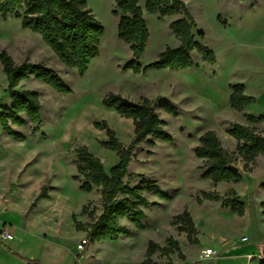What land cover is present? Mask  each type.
I'll return each mask as SVG.
<instances>
[{"label": "rangeland", "instance_id": "1", "mask_svg": "<svg viewBox=\"0 0 264 264\" xmlns=\"http://www.w3.org/2000/svg\"><path fill=\"white\" fill-rule=\"evenodd\" d=\"M183 1L196 21V40L215 52L216 64L203 61L194 51L196 65L188 70H125L133 54L118 37L119 17L113 13L116 0H87L105 34L100 55L81 76L64 65L39 34L24 29L20 18L0 14V52H7L17 64L26 60L44 63L72 88L70 94H61L35 78L23 81L19 90L39 94L44 125L36 133L29 125H12L14 132L25 137L18 141L4 132L0 123V236L10 232L15 239L8 245L22 257L57 258L67 263L76 247L82 253L87 233L77 223H93L102 214L103 204L100 189L92 193L81 189L84 177L77 171L76 152L87 146L110 173L120 156L104 147L108 136L97 124L106 123L125 148L134 138L133 121L104 104V99L114 94L132 102L143 97L155 104L167 100L176 109L177 116L157 109L174 142L140 144L125 179L131 188L142 187L144 179L155 182L165 196L144 192L150 202L157 203L145 210L149 227L139 230L121 219L130 235L118 241L96 242L89 254L83 255V264H141L151 241L171 247V239L178 242L182 255L176 251L166 256L158 251L152 257L155 264H186V257L187 264H260L264 259V156L258 158L252 172H246L236 155L235 165L243 182L214 184L202 178L206 162L194 153L200 137L214 131L223 147L236 154L238 142L227 133L236 123L264 135V121L251 123L245 117L264 115V0ZM139 5L150 31L139 63L147 66L166 48L179 46L170 24L183 17L161 19L146 10L145 0H139ZM236 84L245 85L246 94L255 98L242 113L229 103ZM7 86L0 62V112L12 105ZM43 187L49 198L36 202ZM205 192L239 198L246 206L245 215L239 216L222 202L204 199ZM86 207L94 218L83 213ZM185 211L198 229V244H190L187 234L175 224ZM223 242H227L226 248H222ZM207 247H212L216 256L199 262ZM6 253H0V264H26ZM234 253L237 257L233 261L224 257ZM249 253L254 255L252 260Z\"/></svg>", "mask_w": 264, "mask_h": 264}, {"label": "trees", "instance_id": "2", "mask_svg": "<svg viewBox=\"0 0 264 264\" xmlns=\"http://www.w3.org/2000/svg\"><path fill=\"white\" fill-rule=\"evenodd\" d=\"M243 1V0H240ZM145 8L149 13L164 19L173 16L183 18L173 21L170 29L179 41L176 48H166L159 59L147 66L139 63L146 51L150 39V31L143 16L139 0H116L114 14L119 17L118 37L130 46L133 60L125 70L134 73L155 70H188L195 67L192 53L197 51L202 60L210 64L217 63L215 52L208 46L196 40L194 30L196 21L183 0H145ZM0 14L6 18L13 14L22 20L24 29L39 34L43 41L56 54L58 59L67 67L76 69L84 76L90 64L100 55V45L105 34L102 23L94 16L88 7L87 0H0ZM0 62L6 74L7 91L12 100L10 108L0 112L1 126L8 135L15 140H23L22 134L14 132L12 125L18 127L30 126L33 133L38 132L44 125V107L38 92L34 90H19L23 82L35 78L50 86L61 94H70L72 88L58 73L44 63H33L29 60L17 64L5 51L0 52ZM230 106L237 112H244L247 107L255 103V98L246 94L243 84L232 87L229 98ZM107 108L115 110L120 116L130 119L134 125V138L125 148L117 139L115 132L106 123L97 124L106 130L108 140L104 147L119 153L120 160L110 173H107L101 160L96 157L87 146L80 147L77 152V171L84 177L81 189L92 193L95 188L100 189L103 204L102 214L93 223L84 225L77 223L80 230L85 231L86 242L82 253L88 246L102 241H118L122 236L130 235V230L120 223L126 219L139 230L149 227L146 209L156 206L150 202L144 192L164 197L160 187L155 182L142 181V187L131 188L125 181L128 169L134 157V151L142 143L154 146L153 141L173 143V137L166 131L165 123L160 119L157 109L177 116L176 109L167 100L155 104L143 97L138 102L129 101L119 95L111 94L104 99ZM251 123L263 122L264 115H245ZM227 133L238 142L237 153L227 151L214 131L205 132L194 148L195 156L205 160L202 178L211 180L214 184L243 182V176L238 170L229 167L235 165L236 155L244 164L246 172H252L259 157L264 156V135L254 128L241 124H233ZM264 188V185H263ZM46 188L43 187L36 202L48 199ZM203 198L209 201L222 202L225 208L231 209L239 216H244L246 206L239 198L222 197L217 192H205ZM202 203V200H198ZM84 214L94 218L93 212L83 209ZM264 215V203H262ZM175 224L180 231L187 234L190 244H198V229L191 215L185 211L177 216ZM171 247H161L151 241L146 251V259L141 264H155L154 254L161 251L164 255L178 251L182 255L177 241L170 240ZM14 256L28 264H41L38 260L24 258L10 251ZM260 264H264V259Z\"/></svg>", "mask_w": 264, "mask_h": 264}, {"label": "crops", "instance_id": "3", "mask_svg": "<svg viewBox=\"0 0 264 264\" xmlns=\"http://www.w3.org/2000/svg\"><path fill=\"white\" fill-rule=\"evenodd\" d=\"M10 233V232H9ZM11 234V233H10ZM1 237V236H0ZM15 238H14V236H13V239L12 240H14ZM10 241L11 240H5V239H3L2 237H1V240H0V253H2V254H7L6 253V251L11 255V256H13L14 258H16V259H18V260H20L18 257H16V256H14L10 251H12L13 253H16V254H18V255H20L21 256V254H19L18 252H16L15 251V248H12V247H10L8 244L10 243ZM26 240H25V238H24V240H23V242H25ZM22 242V243H23ZM95 244V243H94ZM94 244H91V245H89L88 246V248H87V250H86V252L85 253H81L79 250H78V247H76V250L73 252V254L72 255H68V257H69V259H67L68 261H67V263L66 262H63V261H61L60 259H42V258H38V259H36L35 257L34 258H28V257H24V258H27V259H32V260H38L41 264H83V262H84V257H83V255H85V254H89V251H90V247L92 246V245H94ZM227 247V242H223V246H222V248H226ZM207 248H211V249H213L212 247H207ZM214 250V249H213ZM237 254L236 253H234V254H229V255H227V256H224L225 258H226V260H235V257H237L236 256ZM67 257V258H68ZM253 257H254V255L252 254V253H249L248 254V258L250 259V260H252L253 259ZM65 260H66V258H65ZM20 261H22V260H20ZM22 262H25V261H22ZM184 262H186V264H187V262H188V257H186V261H184ZM199 262H205V261H200L199 260ZM207 262V261H206ZM209 262V261H208ZM26 264H28L27 262H25ZM185 264V263H184ZM189 264H191V263H189ZM193 264H197V262H195V263H193ZM217 264V263H216Z\"/></svg>", "mask_w": 264, "mask_h": 264}, {"label": "built area", "instance_id": "4", "mask_svg": "<svg viewBox=\"0 0 264 264\" xmlns=\"http://www.w3.org/2000/svg\"><path fill=\"white\" fill-rule=\"evenodd\" d=\"M2 238L5 239V240H12L13 239V235L10 234L9 232L5 231L2 234ZM243 240L246 241L247 238H244ZM85 242H86V240L83 243V247H84ZM83 247H82V250H83ZM215 256H216V252L213 249L205 248V249H203L201 251L199 260L200 261H209V260L213 259Z\"/></svg>", "mask_w": 264, "mask_h": 264}, {"label": "water", "instance_id": "5", "mask_svg": "<svg viewBox=\"0 0 264 264\" xmlns=\"http://www.w3.org/2000/svg\"><path fill=\"white\" fill-rule=\"evenodd\" d=\"M229 168H230L232 171H234V172H237V171H238V168L235 167V166H233V165H231Z\"/></svg>", "mask_w": 264, "mask_h": 264}]
</instances>
